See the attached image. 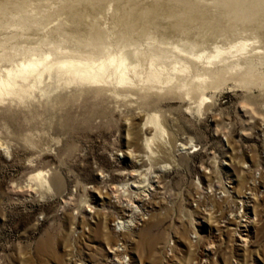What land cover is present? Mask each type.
<instances>
[{
	"label": "rangeland",
	"instance_id": "374dc122",
	"mask_svg": "<svg viewBox=\"0 0 264 264\" xmlns=\"http://www.w3.org/2000/svg\"><path fill=\"white\" fill-rule=\"evenodd\" d=\"M263 3L234 18L220 0H0V78L50 52L127 48L120 25L164 48L150 90L44 71L0 95V264H264Z\"/></svg>",
	"mask_w": 264,
	"mask_h": 264
},
{
	"label": "bare ground",
	"instance_id": "6f19581e",
	"mask_svg": "<svg viewBox=\"0 0 264 264\" xmlns=\"http://www.w3.org/2000/svg\"><path fill=\"white\" fill-rule=\"evenodd\" d=\"M244 1L245 0H220V2H222L224 5H226V7L229 10H231L232 12L236 11L237 7L240 6ZM263 7H264V3H263ZM236 13L237 12H234V14H233V17L234 18H237V16H238V14H236ZM58 15H63V17L67 16L66 14H63V13H60ZM115 15H116V13L113 14V17H115ZM263 15L264 14H260L258 17L260 18V20H263V22H264V17H261ZM119 16H122V15H119ZM142 17H143V15H142ZM254 17L255 16H252V17H250L248 19L246 17L245 18L248 21H251V20L254 19ZM117 21H119V20H117ZM115 22H116V20H115ZM120 26L121 27L118 28L119 29L118 32L122 33L121 34V36L123 37L122 39H125L129 43V44H127L129 47L128 46H127V48H124L123 47L124 49L123 48H120V47H119V49H117V48L111 49L109 46H104L103 48H98L95 51L90 52V54H87V55H83V54H80V53L79 54H74L72 52H62V51L59 53L57 51V52L47 53L42 58H37V59L36 58L35 59H31L30 58V60L27 63L25 62V63H22L20 66H17L16 65V67H12V68L7 69L8 76L6 78H4L5 76L3 78H0V95H3L4 93H7V94H9V93H16V90L17 89H15V87L21 86V84H19L20 81H28V82H31L33 84H34V82L36 83L37 79H40L41 78V76L43 75L44 71L51 72L53 75H56V76L60 77L61 79L63 78L67 83H76V84H83V85H90V86H92V85L95 86L96 85L97 87L106 86V88H107V86H111V88H113L115 90L116 89H122V90H125V91H128V92L137 91L138 89H143V88H144V91L147 90V89L150 90V89L154 88L156 86L155 85L156 84L155 82H160V81L162 82V79L164 77L162 78V76L160 74V71L155 70L153 68V66H151V65L154 64L155 61H158L160 63L162 62L160 60H162L164 48H160L158 46H152V47L149 48V50L147 52L146 51L145 52L144 51H140L139 48L136 45V41L132 38V35L134 33H137V32L134 31L133 26H131V25H130V27H127V26L125 27V26H122V25H120ZM137 34L138 35H142L144 33H137ZM65 35H67V34H65ZM65 38H67V37H65ZM118 42L120 43V40ZM123 45L124 44L122 43L121 47ZM192 45H193V43L192 44H189V45H186V43L184 42L182 44L181 50H184L187 53H190L191 55H196L193 52V50H192L193 49V46ZM246 46H247V43L242 41V42L239 43V45L237 47H235V45H232L229 48L231 49V47H235L236 48V51H237V50H243V49H245ZM130 47H132V48H130ZM215 48H216V54L215 55H212V57H216L221 52H224L225 51L224 48H220V47H215ZM145 53H149V55H150L149 56L150 57L149 60L146 59V60L149 61L147 63V65L148 64H150V65H149V68L147 69V71H145V72H144L145 69L142 68L143 69V72L145 73L144 74V77H143L141 75L142 69L140 71L138 67H139V64L141 63L140 62V57H142V56L145 57ZM176 53H178V52L176 51ZM53 54H54V57L53 58H50V56L52 57ZM140 55H142V56H140ZM196 56L197 57H200L201 54L196 55ZM49 58H50V60H49ZM146 58H147V56H146ZM195 61L196 60H194V62ZM221 61H223V62L226 61L227 62V60H225V58H221ZM243 62L248 65V64L253 63L254 60H253V57L252 56H249V57H245L244 60H243ZM141 64H140V68L142 66ZM143 64H144V62H143ZM220 64H222V63H220ZM159 65L161 66V64H159ZM236 65H234V66H236ZM163 66H165V65H163ZM178 66H175V67H178ZM202 67L203 66H201V68ZM237 67H239V66H237ZM144 68H147V67H144ZM158 68H160V67H158ZM169 68H170V66H169ZM172 68H174V67H172ZM184 68L186 69V67H184ZM226 68H227L226 65H224V66H221L220 65V66H218V67H216L214 69L213 68L211 70L208 69V70H210L208 72L211 73L212 75H216L219 71L225 70ZM176 69H178V68H176ZM164 70H165V68H164ZM170 70H169V73H170ZM175 71L176 70H174V72ZM181 71H182V69L179 71V73H178L179 75L182 74V73H180ZM185 72H186V70H185ZM169 73H166V74H169ZM171 75H172V73H171ZM184 76H186V75L184 74ZM140 77H143V78L141 79ZM214 77H216V76H214ZM183 78H185V77H183ZM173 79H174V77H173ZM140 80H142V82L144 81L146 83L145 84H142L140 86L139 85ZM163 81H164V79H163ZM185 81L187 82V79ZM165 82H167V81H165ZM167 83H169V81ZM174 84H175V82H174ZM183 86H184V84H183ZM198 86H199V84H198ZM108 88H110V87H108ZM166 89L167 90H171L173 88L172 87H168ZM180 89H181V87H180ZM180 89L178 91H180ZM153 123H154V125L156 127H159L160 126V124H159V122H158L157 119H154L153 120ZM182 148H187V147L183 145ZM134 186H136V185H134ZM248 223H249V221H248ZM129 224H131L130 223V220H129ZM245 226H248V224H245ZM241 240L244 241L245 239L242 238ZM113 246L114 247L110 246V251L109 252H111V253H114V251L118 250L115 247V245H113ZM113 257H115V256H113ZM116 257H119V256H116Z\"/></svg>",
	"mask_w": 264,
	"mask_h": 264
},
{
	"label": "built area",
	"instance_id": "2783aa9c",
	"mask_svg": "<svg viewBox=\"0 0 264 264\" xmlns=\"http://www.w3.org/2000/svg\"><path fill=\"white\" fill-rule=\"evenodd\" d=\"M245 197H246L244 201L245 204H242V205L247 207L249 205L250 199H252V196L246 195Z\"/></svg>",
	"mask_w": 264,
	"mask_h": 264
},
{
	"label": "clouds",
	"instance_id": "9594fccd",
	"mask_svg": "<svg viewBox=\"0 0 264 264\" xmlns=\"http://www.w3.org/2000/svg\"><path fill=\"white\" fill-rule=\"evenodd\" d=\"M131 223V222H130Z\"/></svg>",
	"mask_w": 264,
	"mask_h": 264
}]
</instances>
